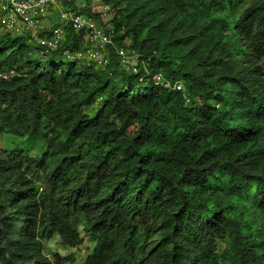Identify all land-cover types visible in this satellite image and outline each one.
Masks as SVG:
<instances>
[{"label": "trees", "instance_id": "16d2710c", "mask_svg": "<svg viewBox=\"0 0 264 264\" xmlns=\"http://www.w3.org/2000/svg\"><path fill=\"white\" fill-rule=\"evenodd\" d=\"M64 1L109 62L0 31V264H264V0Z\"/></svg>", "mask_w": 264, "mask_h": 264}, {"label": "built area", "instance_id": "2783aa9c", "mask_svg": "<svg viewBox=\"0 0 264 264\" xmlns=\"http://www.w3.org/2000/svg\"><path fill=\"white\" fill-rule=\"evenodd\" d=\"M52 9L57 11V21L45 29L44 22ZM93 11L99 14L98 18L67 8L60 4V0H0V31L30 33L42 52L49 53L60 49L65 39L66 26H69L76 32H84L89 46L77 51L66 48L64 54L70 59H87L106 65L109 62L107 50L111 44V35L110 25L105 26L103 22L108 19L111 8L99 3L93 6ZM118 53L127 70H136L137 55H129L124 48H120ZM157 82H161L160 78H157Z\"/></svg>", "mask_w": 264, "mask_h": 264}, {"label": "rangeland", "instance_id": "374dc122", "mask_svg": "<svg viewBox=\"0 0 264 264\" xmlns=\"http://www.w3.org/2000/svg\"><path fill=\"white\" fill-rule=\"evenodd\" d=\"M60 4L64 5L67 8H71L70 6H68L65 3L64 0H60ZM84 4H85L84 0H76L75 1V5L77 7L84 6ZM112 16H113V12L111 11L109 13V15H108V19L105 20V22H103V24L105 26H107V24H109L110 19L112 18ZM45 22H46V20H45ZM45 22H44V26H45V29H47L48 27L46 26ZM85 43H84V45H86V46H84L85 47L84 49H87L89 44L88 43L85 44ZM129 55H131V54H129ZM56 240H57V238H53V240H50L48 242L49 248L47 249V253L49 254L50 257L53 256V251H57V252H59L62 255L74 254L76 256V260L74 262H70V263H67V264H83L86 256L88 255V253L92 252V250H93V248L95 246L94 242H90L89 239L85 238L84 244L82 246H80L79 248H67V249H65V248L59 247L56 244Z\"/></svg>", "mask_w": 264, "mask_h": 264}, {"label": "crops", "instance_id": "0c3cea01", "mask_svg": "<svg viewBox=\"0 0 264 264\" xmlns=\"http://www.w3.org/2000/svg\"><path fill=\"white\" fill-rule=\"evenodd\" d=\"M57 21V11L55 9H52L49 13L48 18L46 19V26L50 27Z\"/></svg>", "mask_w": 264, "mask_h": 264}]
</instances>
